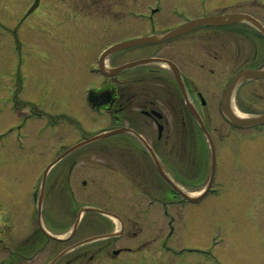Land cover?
Returning a JSON list of instances; mask_svg holds the SVG:
<instances>
[{
  "label": "rangeland",
  "instance_id": "1",
  "mask_svg": "<svg viewBox=\"0 0 264 264\" xmlns=\"http://www.w3.org/2000/svg\"><path fill=\"white\" fill-rule=\"evenodd\" d=\"M260 2V0H0V7L7 4L13 10L12 13L9 10H0V23L5 26L0 28V219H4L12 207V216L17 225L19 209L27 202L29 204L31 202L30 207L36 206L27 198V191L31 192L33 182L41 179V173L59 156L60 150L112 126L109 117L90 111L83 101L84 86L94 85L95 82L100 86L115 77H104L93 72H89L88 75L86 71L95 62L96 53L102 47L132 37L162 33L182 23L184 15L191 19L223 12L249 11L262 16L263 8ZM42 7L50 11V19L46 22H42ZM148 7H160V11L150 14ZM32 12H34L32 17H29ZM25 14L28 18L22 23L21 19ZM211 31L219 30L202 28L197 33L164 42L161 47H157V51L160 52L161 48L163 55L174 58L181 64L186 63L189 82L194 89L200 90L210 103L209 107L203 108V113L218 148L219 160L214 189L200 202L188 203L182 208V215L179 214L180 205L175 203L172 205L171 214L177 221V227L171 237L166 239L172 253L164 255V247L162 248V243L157 241L147 252L140 255V261L145 262L142 264L179 262L264 264V127L233 130L222 117L219 101L224 87L246 67V64L244 60H235L238 58L237 53L223 50L216 62L212 59L205 60L206 67L202 68L200 64L203 63L200 59L213 43L209 39ZM57 38H60V42L67 41L71 47L73 46L70 52L80 58L83 71L76 76L60 75L58 72L68 63L59 61L60 56H57V52L49 50L53 45V39ZM77 42L78 45L75 44ZM184 43L188 45L185 52L182 51ZM236 43L243 50L249 47L241 36L237 38ZM41 47L46 48L45 55L42 54ZM216 50H220L218 41ZM61 52H65V49L61 48ZM228 54L235 57H229ZM113 56L109 58L110 65L116 64L117 56L116 58ZM245 56L243 51L241 57ZM209 69L214 70V74L210 73ZM129 73H126L124 78H128ZM63 85L71 89L63 92L61 89ZM54 91L65 100L69 92L75 94L72 99L74 102L59 101ZM172 97L174 98V93ZM237 98L241 100L237 102L240 110L255 114L264 112V84L255 82L246 85L240 90ZM38 112L45 120H31L26 127L29 138L25 144L17 145L11 137L13 133L10 129L14 127L13 125L20 124L23 117ZM61 115L67 116L70 122L73 120L78 128L73 124L71 126L72 122L49 123L51 119L62 118ZM171 120L172 128L175 130L173 115ZM49 126H56L58 131ZM173 135L174 144H180L175 136L177 133ZM111 140L102 138L90 142L74 151L71 158L68 157L57 165L77 160L72 180L78 181L76 186L78 190L82 189L83 180L90 182V187L92 181H102L95 203L104 208L113 207L114 203L110 199H105L109 197L106 194L108 185L103 184V180L115 179L111 176L106 178L103 167L107 164H119L121 167L116 157L110 160L111 157L104 152ZM111 147L117 149L115 144ZM203 149L204 155L193 157L194 160L187 168V174L190 169L188 175L191 178L196 171L201 177L197 186L194 184L188 186L192 193L200 192L209 180L210 152L207 145H204ZM177 160L178 162H174L177 167L174 168L181 172L180 157ZM124 164L131 168L133 166L132 163H127V160ZM120 170L126 174L123 176L126 177L125 180H122L124 187L120 189L121 195L127 198L135 194L137 198H141L140 225L146 230L152 228L148 218L144 216L149 206L148 190L137 189V185L132 183L134 180L132 173L129 177L126 169ZM51 171L48 180L53 179V173L59 170L55 167ZM164 192V188L157 182L150 197L161 196ZM11 201L15 203L11 206L4 205L5 202ZM93 201V197L86 193L78 194L75 208L79 210L83 205ZM132 201L123 204V213L125 218L137 219L136 214H127L126 211L127 208L134 207L138 210L139 205L137 202L131 203ZM150 216L155 219L152 228L156 232L155 237L165 242L164 235L169 233L170 228L167 226L169 218L163 215L162 205L157 203L152 206ZM86 219L84 215L83 229L88 227ZM73 221L70 218V224ZM173 223L175 224L174 221ZM130 225L128 223L127 228ZM89 228L99 230L101 226L93 223V226L87 229ZM126 231L127 234L128 230ZM182 248L188 251L184 250L181 255L176 256L175 253ZM144 254L148 256L144 257ZM2 257L3 255H0V258Z\"/></svg>",
  "mask_w": 264,
  "mask_h": 264
},
{
  "label": "flooded vegetation",
  "instance_id": "2",
  "mask_svg": "<svg viewBox=\"0 0 264 264\" xmlns=\"http://www.w3.org/2000/svg\"><path fill=\"white\" fill-rule=\"evenodd\" d=\"M260 1L263 8L262 16L249 11L223 12L216 15L244 13L254 17L264 25V0ZM45 9L42 22L50 19V11L46 7ZM148 9H150V14L157 13L158 10L160 11V7H148ZM32 14H29V17ZM184 17L185 19L182 23L174 25L173 27L180 26L190 20L187 15H184ZM25 18L27 19L28 16ZM205 27L216 28L219 31L210 32L209 39L213 43L200 59L203 63L200 64L202 68L206 67L205 60L212 59V61L214 60L213 62H216L221 52L227 50L238 54V58L235 60L245 61L246 67L241 69L239 73L247 69H264V34L252 23L247 21L197 27L190 32L167 39L164 42L197 33ZM152 34L156 33L148 35ZM240 36L246 40V44L249 46L245 47L244 50L240 45L237 46L236 43L237 38ZM59 40L60 38L53 39V45L51 47L53 49L49 48V50L56 51L57 56H60L58 60L67 62L68 65L61 67L58 72H60V75L76 76L83 71L80 65V58H77L70 52L73 46L71 47L67 41L60 42ZM216 41L220 43V50H216ZM164 42L149 43L119 51L113 56V58L117 56V61L114 66L144 58H161L174 62L181 73L190 100L198 109L206 123L203 108L209 107V101L200 90L194 89L193 85L189 82L186 63L181 64L174 58L163 55L161 48L160 52L157 51V47H161ZM78 43L75 44L78 45ZM187 47V43H184L182 51L185 52ZM61 48H64L65 52H61ZM45 49L43 48L44 55L46 53ZM102 51L100 49L96 53L95 61L97 65ZM243 51L246 54L245 58L241 57ZM228 56L232 57L234 55L228 54ZM86 71L89 75V67ZM208 71L214 74V70L209 69ZM126 73H129L128 78H124ZM99 75L108 77L102 71L101 73L99 72ZM113 78L103 85L100 84V86L97 83L93 87H89L90 85L84 86L83 101L85 103L86 95L84 98V93L88 92L89 88H91L94 95L99 96L96 98L101 100L102 103L97 104L95 107L88 106L92 112H100V114L109 117V122H111L112 126L106 130L127 128L132 131L121 132L106 137L112 140L108 143V147L104 152L111 157L110 160L116 157L118 163H121V167H119V164H107L103 167L105 169V177L108 178L111 176L115 179L110 181L103 180V184L108 185L106 194L110 197H106L105 199L112 200L114 206L104 208L95 203L102 181H92V186L90 187V182L83 180L81 181L83 187L78 190V187H76L78 186V181L75 182L72 180L77 160H73L69 164L54 166L53 169L57 167L59 171L53 173V179L33 183L38 185L36 197L33 198L31 192L29 193L27 191V198L29 200L33 198L34 205L36 206L30 207L31 202L30 204L27 202L22 209H19V212H17L18 218L16 219L18 221L17 225L14 223L15 219L12 216V207L10 209L11 212L4 219H0L2 221L0 222V255H3L0 258V264H140V255L143 252H147L148 248L156 244L157 241L165 247L164 255L172 253L170 251L171 246H167L166 239L172 235V205L174 203L180 204V199L159 171L149 149L145 146L140 136L154 150L164 172L176 183L186 187L192 184L197 186L201 181L200 174L198 176V171L191 178L188 175L190 169H188L187 174V168L190 166L189 163L194 160L193 157L204 155L203 136L196 120L189 111L186 100L172 70L167 65L162 63L141 65L122 71ZM60 79H62V76ZM255 82L264 84V76L242 83L236 94V103L241 102L237 98L240 90L246 85ZM61 89L65 92L71 88L63 85ZM73 89L76 92L75 86ZM54 93L61 102L62 100L66 102L69 100L71 103L74 102L72 99L75 94H70L69 92V96L65 100L57 92L54 91ZM172 93H174V98L172 97ZM172 115L175 130L172 128ZM71 122L72 126L74 121L71 120ZM28 125L29 123L23 129L25 130V136L29 138L28 128H26ZM175 133H177L175 136L179 139L180 144H174L175 137L173 134ZM85 139L87 138L83 140ZM112 144H115L117 149L112 148ZM128 146H133V148H126ZM67 147L62 148L59 155ZM71 156L69 155L68 157L71 158ZM179 157L181 160H179L181 172L177 168H174L177 167L174 165V162H178L177 158ZM126 160L127 163L130 162L133 164L132 168L128 164H124ZM121 168L126 169L128 176L132 173V178H134L132 183L137 185V189L148 190L147 204L149 206L145 210L144 216L148 218L149 225H152V228L155 225V219L150 216L151 207L158 203L162 205V210L164 209L166 211L169 217L167 226L170 228V233L164 235L165 242L163 240H157L154 229L150 228L146 230L141 227L139 220L141 216V198H137L135 194L127 198L123 194L121 195L120 189L124 187L123 181L126 178L123 177L126 174L120 170ZM157 182L160 183L165 192L161 196L150 197ZM109 189L112 193H110ZM83 193L93 197L94 201L90 205L97 206L105 211V213L93 211L85 214L88 227L93 226L94 223L97 226L99 224L101 228L99 230L87 229L88 227L83 229L82 219L78 229L72 234L71 230L77 221L80 211V209L77 210L75 208V205L78 194L81 195ZM129 201H132L131 203L137 202L139 205L138 210L135 207L132 209L127 208L126 210L128 212L127 214H136L137 219L135 217L125 218L124 216L122 206L123 204H128ZM13 203L15 202H5L4 205L11 206ZM106 213L117 216L119 220H115ZM179 214H183V209H180ZM70 218L71 221L74 220L72 224H70ZM128 223L131 224L129 228H127ZM126 230H128L127 234Z\"/></svg>",
  "mask_w": 264,
  "mask_h": 264
},
{
  "label": "water",
  "instance_id": "3",
  "mask_svg": "<svg viewBox=\"0 0 264 264\" xmlns=\"http://www.w3.org/2000/svg\"><path fill=\"white\" fill-rule=\"evenodd\" d=\"M250 20L253 22L254 25H256L263 33H264V27L257 22L255 19H253L252 17L245 15V14H228V15H224V16H216V15H212V16H206L203 18H198V19H194L180 27L174 28L171 31L167 32L164 35L161 36H146L143 38H139V39H135V40H131V41H127L121 44H117L111 48H109L105 54L103 55L102 60H104V57H106V55L116 51V50H120L123 48H126L128 46L131 45H137V44H147V43H154V42H161L164 41L166 39L184 34L186 32H189L191 30H193L194 28L198 27V26H202V25H206V24H212V25H219V24H230L232 22H239L242 20ZM165 63L167 64L171 69L172 72L174 73L181 89L182 92L185 96L186 102L188 103V106L190 108V111L192 112V114L194 115V117L196 118V120L198 121V123L200 124L204 134L206 135L208 142L210 144V148H211V157H212V176H211V181L213 179L214 176V172H215V168H216V148H215V144L214 141L210 135V133L208 132L200 114L198 113V111L194 108V106L192 105V103L190 102L189 96H188V92L186 90V87L184 85V82L182 80V76L181 73L178 69V67L176 66V64L170 60H166V59H161V58H148V59H141V60H137V61H133L127 64H124L120 67H115V68H110L109 73L111 75L117 74L120 71L124 70V69H128V68H132L138 65H142V64H149V63ZM102 68L105 69V66L102 64ZM263 71H244L242 72L240 75H238L235 79L232 80V82L229 84V86L226 88L223 97H222V102H221V106H222V110L224 111L225 115L227 116V118L234 124L240 126V127H244V128H248V127H253V126H257V125H264V114L261 115H253V116H239L237 115L231 106V99L233 97V93L234 90L236 88V86L244 79H248V78H252V77H256L259 75H262ZM94 100H96V98L94 97ZM126 129H118L115 131H111V132H107L104 134H101L98 137L102 138L103 136H107L110 134H114V133H118V132H123ZM93 138L92 140L97 139ZM89 140V141H92ZM143 140V138H142ZM87 142H82L76 146H74L71 150H74L76 148H79L81 146H83L84 144L88 143ZM148 147V146H147ZM68 154V153H67ZM154 158L156 159V157L154 156ZM59 160V159H58ZM157 160V159H156ZM159 165V164H158ZM211 183V182H210ZM210 185V184H209ZM177 190L178 188L176 186H174ZM182 195H184L185 197H187L188 199H191L190 197H188V195H186V193L181 192ZM88 210H94V211H100V210H96L93 208H83V211H88ZM81 212V213H82ZM102 212V211H101Z\"/></svg>",
  "mask_w": 264,
  "mask_h": 264
},
{
  "label": "bare ground",
  "instance_id": "4",
  "mask_svg": "<svg viewBox=\"0 0 264 264\" xmlns=\"http://www.w3.org/2000/svg\"><path fill=\"white\" fill-rule=\"evenodd\" d=\"M4 4V3H3ZM6 5V7H7V9L12 13L13 12V10H11V6H8L7 4H5ZM42 12L44 13L45 12V7H43V9H42ZM109 58V56L108 55H106V58H105V61H103V65L105 64V62H106V60ZM240 113V112H239ZM241 114V113H240ZM242 115V114H241ZM197 194H199V193H197ZM197 194H194V195H197Z\"/></svg>",
  "mask_w": 264,
  "mask_h": 264
}]
</instances>
